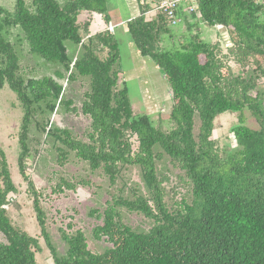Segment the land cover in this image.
<instances>
[{
  "label": "trees",
  "instance_id": "trees-1",
  "mask_svg": "<svg viewBox=\"0 0 264 264\" xmlns=\"http://www.w3.org/2000/svg\"><path fill=\"white\" fill-rule=\"evenodd\" d=\"M14 1L13 12L0 6V91L8 85L23 108L19 169L55 264H264V91H258L264 78V0H195L194 19L227 29L232 42L227 53L199 34L162 48L171 26L162 13L147 18L151 4L138 0L141 13L126 27L141 56L150 58L169 84L173 104L171 129L166 131L155 126L149 115L135 114L126 82L121 80L115 35L92 30L98 22L93 15L105 25L110 23L107 0ZM83 12L90 16L81 23ZM12 28L22 31L31 54L62 68L55 77L27 74L7 37ZM82 31L92 34L83 41ZM67 43L81 48L79 54L71 55ZM104 50L103 58L99 52ZM232 65L240 66L242 73L233 74ZM79 78L88 79L90 87L81 110L66 99L59 81L74 83ZM61 107L75 114L80 110L90 119L88 141L77 139L68 129L50 127V115ZM245 108L260 129L243 125L240 116V124L231 129L236 146L220 148L214 139L216 117ZM46 114V123L41 122ZM33 125L58 144L61 164L74 153L91 171H104L112 188L125 168L138 167L142 172L146 194L131 187L126 196L120 189L111 193L102 212H92L101 220L93 228V237L112 246L104 252H92L82 230L62 229L68 248L59 255L48 231L42 194L26 172ZM165 158L184 174L191 188L190 200H181L175 208L166 201L169 178L159 173ZM10 170L0 148V232L6 240L0 241V264H38L39 240L16 227L6 209L9 197L18 194ZM63 187L75 189L61 179L57 188ZM123 209L143 215L154 225L144 233L133 229L124 223ZM67 228L74 229L72 222Z\"/></svg>",
  "mask_w": 264,
  "mask_h": 264
},
{
  "label": "rangeland",
  "instance_id": "rangeland-1",
  "mask_svg": "<svg viewBox=\"0 0 264 264\" xmlns=\"http://www.w3.org/2000/svg\"><path fill=\"white\" fill-rule=\"evenodd\" d=\"M64 3L66 0H59ZM28 4L30 0H27ZM135 0H108L114 21L122 22L133 17L135 13ZM0 6L13 12L14 0H0ZM136 7V8H135ZM90 16L83 12L79 17V22H84ZM99 23H96L93 32L103 31L105 23L102 18L93 15ZM102 23V25H100ZM104 23V25H103ZM116 25V39L119 43L120 59L118 67L122 70V82H126L129 92V99L137 115L147 114L151 117L155 126L163 130L171 129L170 112L172 109V97L169 92V84L162 75L156 64L146 57H142L137 50L131 46V38L127 34L125 25ZM181 25L174 26L178 31ZM207 30L203 39L205 42L214 44L219 42L214 35V29L205 27ZM92 34L82 31L83 38ZM8 39L15 45L21 59L22 67L25 71L38 77L53 76L56 71L62 68L59 65L48 63L41 57L30 53L27 41L19 28H12L7 34ZM223 45V52L227 53ZM71 55L79 54L81 48H76L72 43H67ZM165 48L174 46L172 42H165ZM101 57L107 55V51L99 52ZM233 64V63H231ZM233 74L242 73V68L238 65L231 66ZM63 71V70H62ZM248 69H246L245 74ZM59 80V79H58ZM65 87L66 99L73 100L74 105L81 110L84 94L89 91V80L79 78L74 83H69L67 79L59 80ZM259 92L264 91V78L259 80ZM23 108L14 92L6 85L0 91V148L4 150L11 169L13 182L18 194L9 197V205L6 206L8 215L13 224L26 231L40 242V252L36 253L38 264H55L51 252L47 248L41 236L36 214L33 208V196L28 183L20 173L18 159L21 152L19 144V132L23 117ZM66 109L59 108L56 113L50 115L51 126L60 129H68L73 135L83 141H88L86 137L90 128V119L79 113L66 112ZM47 115V114H46ZM41 115L40 121L48 119L49 115ZM242 116L243 125L251 129H260V125L248 108L241 113L226 112L216 117L214 121V139L222 149L234 148L236 141L231 129L239 125ZM199 121L196 120V130L198 131ZM57 146L53 139H46V134L33 125L30 132L31 155L26 159V172L33 181L35 188L42 194V206L47 215V226L52 242L57 248L59 255H65L67 244L62 239L61 230L72 233L75 230H82L87 238L89 249L94 253H102L112 247L106 239L96 240L93 237V228L101 224L97 216L92 215L94 210L100 212L106 207L111 199V193L123 190V194L130 195V188L136 187L142 194H146L142 176L138 167H127L122 172V178L118 185L112 188L104 171H91L86 162L83 163L74 153H70L68 160L61 164L58 160ZM159 173L166 175L169 182L165 184L167 197L166 201L170 207L175 208L181 200L189 201L191 198V188L184 174L176 169L165 158L159 163ZM64 179L75 186V189L62 188L59 191L57 184ZM124 223L140 232H147L154 225L152 220L143 217L138 213H131L122 210ZM72 222L73 230H69L67 225ZM0 241L6 242L4 235L0 232Z\"/></svg>",
  "mask_w": 264,
  "mask_h": 264
},
{
  "label": "crops",
  "instance_id": "crops-1",
  "mask_svg": "<svg viewBox=\"0 0 264 264\" xmlns=\"http://www.w3.org/2000/svg\"><path fill=\"white\" fill-rule=\"evenodd\" d=\"M159 1L160 0H147V3L151 4V10L149 11L150 13L147 12L149 14L146 15L147 18L155 19L156 13L154 11V6ZM135 2H136L135 6L137 8L135 7L136 9L134 10L135 13L133 14V17H129L128 20H126V21H122V22L119 21V22L116 23L114 21V19L112 18L111 9H110V6H109L108 0H107V6H108V13L107 14L109 15V18H110L109 22L114 24V25H117L118 27H119L120 24L125 25L127 34H128V30H127V27H126V23L128 21H130L131 19L139 16L140 13H141V8H140V4H139L138 0H135ZM191 7L195 8V10L197 9V4H196L195 0H183L180 3L179 12L178 13H179V17H180V20H181V22L179 23V25H181V28L178 31H175L174 27H171V30H172L171 31V35L167 34V35H164L163 38H162V42H161L162 48H165L163 46V44L165 42H172L174 45H179L182 42H184L185 40H187L188 38H190L191 36H194V35H197V34H199L201 36V38L203 39V36H205V32L207 31L205 29V27H208V26L204 22H202L200 19H194L195 11L190 12V8ZM196 17L198 18V15H196ZM97 21H98L97 23H99V20H97ZM100 25H102V23H100ZM103 25H104V23H103ZM210 28L214 29V35L213 36H215L216 40H219L220 32L217 31L215 29V27H210ZM117 31L118 30L116 29V31L114 33L115 37H116ZM130 44H131L132 47H134L137 50V48H136L135 44L133 43V41ZM214 44H215V42H214ZM137 53H139V55H141L138 50H137Z\"/></svg>",
  "mask_w": 264,
  "mask_h": 264
},
{
  "label": "built area",
  "instance_id": "built-area-1",
  "mask_svg": "<svg viewBox=\"0 0 264 264\" xmlns=\"http://www.w3.org/2000/svg\"><path fill=\"white\" fill-rule=\"evenodd\" d=\"M182 1L183 0H160L157 4H155L154 11L156 15L162 13L168 20L169 25L171 27H174L181 22L178 12H179L180 3ZM196 10L193 7L190 8V12ZM149 13H147V15ZM214 27L217 31L220 32L219 42L217 43H219L220 46L223 47L221 42H224L225 43L224 47H226V49L232 47V42L227 29L223 25H219V24L215 25ZM104 30L109 31L111 34H114L116 31V25L112 23H108L107 25H105ZM88 37H90V35L84 38L83 41H85Z\"/></svg>",
  "mask_w": 264,
  "mask_h": 264
}]
</instances>
